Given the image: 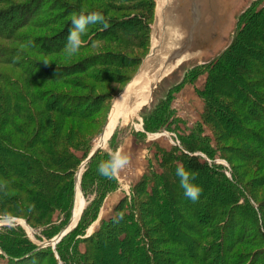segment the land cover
<instances>
[{"label":"trees","instance_id":"obj_1","mask_svg":"<svg viewBox=\"0 0 264 264\" xmlns=\"http://www.w3.org/2000/svg\"><path fill=\"white\" fill-rule=\"evenodd\" d=\"M95 1L26 0L0 8V217L25 219L26 222H21L40 241L58 235L72 214L71 227L78 223L55 250L52 246L39 248L21 225L1 226L0 248L6 256H0L6 264H110L111 254L105 257V251L113 246L115 259L125 260V264H163L158 257L162 249L158 246L164 244L162 238H170L172 242L178 239L188 244L187 256L195 264H217L223 260L226 264L229 261L236 264L240 260L238 253L232 254V242H224L229 236L235 240L236 236L231 234L236 221L229 219L233 213L227 221L221 214L231 206L241 210L244 205L240 203L242 195L232 191L240 187L238 177L234 170L233 177H228L221 165L196 154L202 152L215 159L216 153L209 137L203 134L202 125L180 135V146L159 148L156 152L159 169L151 167L153 171L134 188L137 195L124 208L123 218L116 216L105 221L85 237L104 197L119 185L117 178L99 175L97 165L108 159L109 153L100 149L88 162L81 187L78 185L76 191V173L93 148L89 130L108 98L65 92L61 88H77L80 80L77 76L85 75L97 83L107 80L110 75L101 66L133 67L137 71L150 49L156 6L154 0H120L136 13L117 20L105 16L107 28L102 24L89 25L88 36L95 38L88 41L89 37L84 35V42L88 43L81 48L102 41L114 44L117 51L81 55L66 65L43 66L34 54L63 52L74 14L84 9L99 10L105 15ZM16 12L21 14L20 19H16ZM52 24L59 27L52 29L49 36L20 33L26 26L45 29ZM200 69L207 73L201 91L206 120L214 118L216 125L232 137L247 143L249 148L254 147L255 151L250 149L253 159H264V0L255 1L241 15L229 48L212 62L192 68L187 74ZM170 92L152 113L143 116L146 132L160 131L173 119ZM123 104L121 100L118 106ZM122 120L116 122L106 141L109 142ZM173 122L178 123L176 119ZM180 164L198 173L196 183L203 188L200 197L207 200L197 212L203 230L194 237L187 231H179V223L188 226L184 223L186 216L177 209L185 197L176 177V167ZM226 187L232 188L231 191ZM82 192L86 196L95 195L85 212ZM138 192L144 195L143 200L138 199ZM244 200L246 205H252L249 199L244 197ZM255 212L258 217L259 209ZM255 220V229L264 238V221ZM153 223L156 225L152 227ZM80 235L84 236L80 242L87 245L84 252L77 240ZM259 235L246 232L236 242L248 243Z\"/></svg>","mask_w":264,"mask_h":264},{"label":"rangeland","instance_id":"obj_2","mask_svg":"<svg viewBox=\"0 0 264 264\" xmlns=\"http://www.w3.org/2000/svg\"><path fill=\"white\" fill-rule=\"evenodd\" d=\"M22 2L25 3L26 0H4V3L0 4V8H8L11 5H16V3ZM126 4V2L120 0L95 1V5L105 11V16L109 19L114 20L123 19L126 16H130L131 14L136 13L128 9L127 6H125ZM15 17L16 19H20L21 14H19V12H16ZM56 27L58 28L59 26L52 24L47 26L45 29L26 26L22 28L20 33H26L27 35H30L32 37L39 35L49 36L52 34V29H55ZM97 28L95 27V31H98ZM85 35L88 36L91 34H88L86 32ZM88 37V41L95 38V36ZM88 41L84 42V44L88 43ZM11 43L12 42H10L9 44ZM86 46H84V49L79 50L77 54L71 56H69L65 52V50L59 54L43 55L41 53H38L34 55L37 57V60H40L42 62L43 66H52L72 63L75 59H77L78 56L80 57L81 55L82 57H86L98 52L103 53L109 49L115 51L118 50L117 46H115L114 44L102 41H100L99 43H94L90 45V47ZM142 53L144 54V52ZM100 69L107 72V75H110V77H107V80L105 79L103 80V82L97 83V81H94L91 78L86 77L85 75L77 76L76 78L80 79L77 88H68V90H66V86H64L65 88H61V90L65 92L68 91L71 93H79L84 95L90 94V96L92 97H100L101 99L108 98L107 102L105 103L106 106L97 114L96 120L89 130V134L92 136L91 141L93 144V148L91 149V151L94 148L100 146V134L109 115L113 98L118 96L125 89L127 84L135 76L139 68L136 71V68L133 67L120 69L112 66H101ZM100 75L101 73L99 74V76ZM185 76L179 87L175 89L172 88V91L170 90V108L174 111V116L172 117L173 119H176L178 123L173 122V119L171 118L166 126L163 127L160 131L146 132L143 125H141L138 120H135V122L132 124H125L128 120H122V122L114 132L116 136L113 137V134L109 142L106 141L108 138L107 135L104 143L101 145V149L110 152L114 148H122L132 154V160L128 168L117 177L119 185L115 188L114 191H111L109 194H107V196L104 197L98 215L87 230V234L85 237H88L92 233H94L105 221H109L116 216L120 217L123 215L124 208H127L129 204L133 202V198L137 195V193L135 194L134 192V188L142 181L143 177L146 174H149L151 171H153V168L151 167L159 169L156 155V152L159 150V148L171 149L173 146L179 145L180 135L189 134L193 129L202 125L204 130L203 134L209 137L211 146L216 153L215 159H209L207 155L202 152H198L196 154L201 155V157L205 160L209 159L208 161H215L216 164L221 165L224 173L230 178L233 177V170L235 171V173H237L238 179H236L238 180V184L240 186L238 187V190H233L232 188L229 189V187H226L225 189L228 192L232 189L234 193H240L242 195L240 196V203H244L241 210H237L236 207L231 206L230 208L227 207L228 209L224 214H221L223 215L222 219L225 218L227 221L230 217V213H233V216L229 219H234V221H236L233 226L234 232L231 234L233 237L236 236V238H234L235 240H233L229 236V239L227 238L224 242H226L227 244L232 242V244L230 245L232 254L238 253L240 260H237V262H235L236 264H239V262L240 264H264V238H262L259 235V232L255 229L256 218H258L259 221H264V159H253L254 155H252L250 149H253L255 151L254 147L249 148L250 146L247 143L232 137L227 130H224L220 126L216 125V121L213 120L214 118L209 121L206 120L205 117L207 112L205 108L204 98L201 95V91L204 89L207 80L206 71L204 69H200L191 74H187L186 77ZM51 87L57 89L58 85L51 84ZM67 87H69V85ZM161 100L162 98L159 99L158 103ZM236 107L238 108V106ZM117 109H119V106L115 108L113 112H116ZM91 124L92 123H89L88 125ZM112 128L110 129V131L112 130ZM84 162L85 160L82 162V164ZM87 165L83 167V172L85 171ZM94 197L95 195H84V198L86 200V207L83 212L87 210ZM244 197L245 199L247 198L250 200V202L252 203L251 205V203L249 202L251 206L245 204ZM138 199L143 200L144 195L138 192ZM186 201H188L189 204L186 203ZM182 202L177 209L180 213H183L184 216H186V220L184 223H188V226L184 225L182 222L179 223V231H184L185 233L187 231L194 237L196 234L200 233L201 230H203L202 225L199 223L197 212L198 210H202L203 206L207 203V200L200 197L198 201L193 202L190 199L184 197L182 198ZM121 204L123 207H121ZM255 209H259L258 217L256 214L257 211L255 212ZM216 213L217 211L214 212V214ZM147 219L150 218L148 217ZM22 220L26 222L25 219L19 220L16 218H12L9 223H5L4 225H12L14 223H16L17 225H21L26 230L28 236L38 245L43 244L45 241H49L48 239L40 241L35 236L34 231L31 230L30 232L26 228V226H24V224L21 222ZM177 222L180 221L177 220ZM154 225H156V223H153L152 227ZM118 226L123 227V224L119 223ZM246 232L247 234H257L259 236L257 238L252 237L248 240V243H245L243 241L236 242V240L242 238L243 235L246 234ZM159 236L161 237V235ZM163 236L166 237V235ZM250 237L251 236H249L248 238ZM82 238H84V236L80 235L77 237V240L79 242L80 250L84 252L87 245L80 242ZM162 240H164V244L162 246H158L162 249L160 250L158 257L161 258L163 264H195L187 256L189 246L186 242L176 239L175 243L172 242L170 238H168L167 240L162 238ZM55 248L52 247L53 250H55ZM113 252V246L107 248V250L105 251V257H107L108 254H111V260L109 263L125 264V260L121 261L115 259V255ZM94 254L96 255V253ZM0 264H6V260L1 256ZM217 264L226 263L225 260H223ZM229 264H233V262L229 261Z\"/></svg>","mask_w":264,"mask_h":264},{"label":"water","instance_id":"obj_3","mask_svg":"<svg viewBox=\"0 0 264 264\" xmlns=\"http://www.w3.org/2000/svg\"><path fill=\"white\" fill-rule=\"evenodd\" d=\"M155 15L151 26L150 52L143 59L137 73L127 84L125 89L113 98L111 109L100 136H103L110 116L116 106L117 99L127 93L128 87L144 71L148 70L154 62H159L162 50L171 47L167 66H173L166 74L151 85L149 100L137 108L135 116L125 124H132L135 120L143 125V116L150 114L156 108L160 98L168 97L170 90L179 85L186 72L197 66L207 64L215 60L231 45L237 31L241 15L257 0H154ZM158 44L153 46L154 41ZM154 60L149 63V60ZM124 124V125H125ZM94 148L88 158L80 167L75 182L81 186L82 169L92 157L101 149ZM81 176V177H80ZM70 223L53 239L39 244V248L52 246L53 248L75 227ZM1 254L6 253L0 248Z\"/></svg>","mask_w":264,"mask_h":264},{"label":"clouds","instance_id":"obj_4","mask_svg":"<svg viewBox=\"0 0 264 264\" xmlns=\"http://www.w3.org/2000/svg\"><path fill=\"white\" fill-rule=\"evenodd\" d=\"M92 24H102L105 28L108 27V22L102 11H85L81 9L78 14L73 15L64 48L69 56L77 54L83 47V37L87 32L88 26ZM131 160L132 154L118 147L108 153V159L99 162L97 171L99 175L107 179H114L128 168ZM176 177L185 197L193 202L198 201L203 192L202 186L196 183L198 173L188 170L183 164H180L176 167ZM11 219L9 215L0 217V226L9 223Z\"/></svg>","mask_w":264,"mask_h":264},{"label":"bare ground","instance_id":"obj_5","mask_svg":"<svg viewBox=\"0 0 264 264\" xmlns=\"http://www.w3.org/2000/svg\"><path fill=\"white\" fill-rule=\"evenodd\" d=\"M158 42L159 41L156 39L153 46H156ZM170 48L171 47L168 46L166 49L162 50V52H160V61L154 62V65L152 64L151 66L149 64L148 70L146 72L143 71L135 79V81L128 87L127 93L117 99V103L114 109L118 107V103L121 100L124 101V104L122 106H119V109H117L116 112H112L108 127L99 141L100 146L104 143L110 129L117 121H119L120 119L129 120L131 118V115L135 116L134 114L137 108H140L149 100L151 95V85L157 82L161 75L166 74L169 70H171L173 66H167L166 64L167 59L171 53ZM153 61V59L149 60V63ZM78 185L80 186L79 183Z\"/></svg>","mask_w":264,"mask_h":264},{"label":"built area","instance_id":"obj_6","mask_svg":"<svg viewBox=\"0 0 264 264\" xmlns=\"http://www.w3.org/2000/svg\"><path fill=\"white\" fill-rule=\"evenodd\" d=\"M178 146H180V142H179V145ZM209 160V159H208Z\"/></svg>","mask_w":264,"mask_h":264}]
</instances>
